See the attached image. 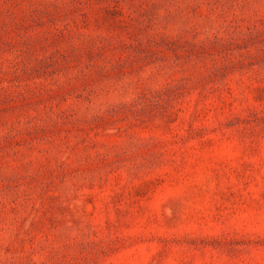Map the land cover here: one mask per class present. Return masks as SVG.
I'll return each instance as SVG.
<instances>
[{"label": "rangeland", "instance_id": "374dc122", "mask_svg": "<svg viewBox=\"0 0 264 264\" xmlns=\"http://www.w3.org/2000/svg\"><path fill=\"white\" fill-rule=\"evenodd\" d=\"M0 264H264V0H0Z\"/></svg>", "mask_w": 264, "mask_h": 264}]
</instances>
